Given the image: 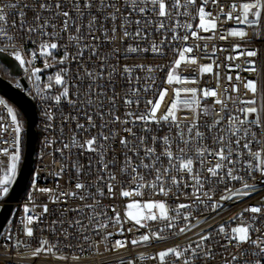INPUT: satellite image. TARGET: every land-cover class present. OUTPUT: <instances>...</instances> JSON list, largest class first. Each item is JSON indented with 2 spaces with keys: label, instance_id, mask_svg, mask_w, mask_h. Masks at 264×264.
<instances>
[{
  "label": "snow or ice",
  "instance_id": "snow-or-ice-1",
  "mask_svg": "<svg viewBox=\"0 0 264 264\" xmlns=\"http://www.w3.org/2000/svg\"><path fill=\"white\" fill-rule=\"evenodd\" d=\"M213 5L218 3V0H211ZM209 0H200L198 7L197 0H0V37L9 41L15 42V35H9L13 29L16 32H23L24 36L21 39H28L33 44L37 45L39 55L45 57L44 68L47 69L52 65L47 58H52L51 50H63L64 55L58 61L59 64H67L71 61H76L78 64L76 70V79L80 84L76 86V100L69 99V87L65 80L68 75L69 68H61L56 75L48 76L47 87L52 88L54 85H63V90L59 95L53 98L57 104L63 101L72 104L75 108L80 105V110L83 111L87 121L85 124L77 121L76 128L80 133L73 132L72 137L68 142L63 143L61 149L62 158L67 160L64 155V150L71 155L74 149H80L77 154L85 155L93 154L88 161V166L80 164L78 160L73 161V167L76 169L77 182L74 188L77 191L61 192L56 195L53 202H61L62 198L79 199L82 203L76 208H65L62 210V215L67 212L77 214V218L69 221V227L74 228L75 238L89 244V247L97 244L99 241L92 239L87 233H94L100 237V241L105 242L110 239L113 233H105L104 230L109 223L119 225L117 235H123V223L131 221L134 226L139 228H147L149 221L162 223L163 226L158 231H149L141 234L138 238L131 241L116 240L113 248H106L108 251H118L125 248L130 243L133 247L141 244H148L153 239H167L162 233L166 230L177 228V221L183 220L186 223L179 227L178 231L172 232L173 235L185 234L191 231L194 227H198L205 221L197 220L195 224L190 223L193 218L192 209H198L200 205H205L215 212L217 209L223 208V201L242 199L251 195L257 189L256 184H249L243 175H239L240 168L237 167L242 150H248V154L253 160H260L261 152H252L251 145L253 142L264 145V140L258 139V133L264 136V70L258 66L256 59L258 51L256 49H248L241 51L239 55L248 57L245 61L246 67L244 71L250 73L254 78L246 79L244 82L245 95L251 94L250 98L240 99L238 97L228 96L225 99L216 98L212 106L203 105L202 102L209 97H218L217 89H198V88H173L174 97L167 110L157 115L162 102L167 95L168 90L162 89L156 93L158 99L144 101L146 111L138 114V119L144 126L142 132L145 135H137L131 127H125L123 132L128 133V136H119V133L110 128L109 125L115 123L135 124L137 113L128 111L125 113L128 119H121L116 115V99L119 95L116 92L115 77L118 73L115 65H110L109 60L115 55L119 49H113L110 54L100 52V36L99 32L104 37L105 41L111 43L116 39V21L120 20V28L122 30V39L150 38L147 29L153 27L154 30L160 32L162 39L160 45L170 43L167 40L168 33H172L171 40H179L187 42L190 36L194 39H211L212 37H202L199 31H215L217 28V20L220 15L226 16L230 21H235L238 25H244L253 30V35L264 37V0H233L229 5V11L224 12L223 7L220 8V13L214 15L210 10L206 11ZM190 8H194L196 16H192L189 12ZM32 12L31 18L28 17V12ZM239 12V14H237ZM134 14H139L140 18L133 19ZM15 17L11 22L9 18ZM180 17H186V21H181ZM198 18L199 23L196 25L197 30H193V25L190 22L192 19ZM110 20L112 23L111 29L105 27L104 21ZM135 24L136 30H129L130 26ZM257 26L262 31H257ZM184 29L185 34L177 35L176 29ZM111 31L112 36H108ZM65 34L67 37L66 43H61ZM248 35L244 29H229L221 39H226L229 36L246 38ZM88 41H95L91 43ZM152 43L151 51L154 53L163 54L162 47ZM75 48V52H70V48ZM199 47V46H197ZM239 45L234 46V51L239 49ZM206 48V46H205ZM4 51V49H0ZM126 52L149 51L148 48H141L139 44L135 47L129 45ZM174 51L178 56L169 67L166 74L165 82L168 85L197 83L198 78L184 77L179 73L182 63L196 64L197 60L194 57H189L186 54L193 52L192 46L175 47ZM87 56L85 57V54ZM36 51H32L31 59L27 63H31L36 58ZM207 54V53H206ZM215 54V48L212 55ZM15 59L21 64L26 63L21 56L20 51L13 53ZM93 58L99 60L97 65ZM237 57H228L227 59H235ZM91 65V67H89ZM162 70L163 66H156ZM216 67H219L217 65ZM136 68L153 73L156 68L152 66L135 65L123 68V73L127 74L125 79L131 85L135 80L140 83L141 77H133L131 74ZM98 69V70H97ZM82 70V71H81ZM107 70V71H106ZM42 70L34 68L32 75L39 81L41 77L36 75ZM199 74L212 73V64L199 66ZM217 75H219L217 73ZM54 79V84H53ZM228 81L232 80L231 76H227ZM240 79L239 75L236 77ZM149 80L154 84L155 77L149 76ZM85 81L87 84L85 86ZM104 81L103 83H101ZM39 92V88H37ZM143 91H149V85L145 83ZM239 89L235 85L225 88V92H238ZM111 92V95H109ZM141 88L129 87L125 91L123 102L127 106L141 103ZM228 101H231L235 108H229ZM105 102L110 107L105 112ZM0 105H4L8 114L11 116L12 123L15 125L16 143H19V133L21 126L18 122L17 115L13 109L7 105L5 100L0 99ZM215 105H220V115L217 118ZM88 109H92L91 112ZM186 109L191 112V119L187 123L180 121L177 117V112ZM45 115L52 118L49 111ZM95 117H99L101 123L97 125ZM211 117L209 122L205 119L201 122V117ZM108 117L109 119H105ZM0 119H3L0 117ZM72 119H76L72 117ZM152 124L160 127L166 124L169 129V134L159 137L152 135L154 131ZM0 127H3L0 125ZM51 127V125H49ZM96 129V133L91 134V130ZM87 133L88 138H79L81 134ZM174 133V134H173ZM119 136L120 153L122 160L118 159L116 149L112 145L116 142ZM210 141V143H209ZM5 154H7L6 150ZM264 151V148H262ZM113 155L109 159L108 153ZM19 151L10 156L8 171L4 175V179L0 180V197L8 194L10 176H14L16 172L17 162L19 161ZM3 162L0 161V164ZM100 165L99 168L96 166ZM243 167V165H241ZM66 165L62 164L60 172L65 171ZM118 169L120 176L118 177L112 169ZM93 169L97 172L95 181L84 182L80 180L83 173L85 176H91ZM254 171H259L264 178V161L257 167L249 165L247 176L255 180ZM232 181L241 183V187H230ZM264 183V179L261 180ZM225 185L219 201L213 200L215 188L219 185ZM119 186L120 196L130 198L133 196L143 197L144 189H148L153 195H161L165 198L172 193L178 200L181 195L188 199L189 203H177L174 206L164 200H130L125 205L124 220H121L120 212L115 206H111V211L114 216L108 215L109 206H105L101 202V198L105 197V188L107 189L108 198H113L116 193L115 189ZM207 186V190H205ZM191 189V192H185L184 189ZM175 189V192H173ZM42 192H51L50 189H38ZM88 201H92L89 203ZM67 203L66 199H63ZM264 206H250L244 209L233 219H239L241 223L226 230L225 225H220L214 230L216 234H222L226 243L220 247L227 250L228 247L236 248L241 251V246L249 244L254 248L252 253L247 249H243L241 254L245 257L254 258V264H264V233L256 235L260 230L253 225L256 222V216L249 217L252 222L247 223L244 218V213L260 214ZM24 211L29 212L26 206ZM48 211L47 205L44 206V212ZM87 221L85 224L84 221ZM23 223V222H22ZM33 223V217L28 216L27 222L24 225V232L28 237H32L33 229L28 227ZM54 224L57 222H53ZM59 223L63 224L61 220ZM139 228L136 230L139 231ZM133 229L129 228L131 232ZM55 232V229H53ZM61 235L65 240L73 233H69L68 229L61 228ZM9 239L11 237L9 236ZM207 242V243H206ZM211 242L219 244L215 240L213 232H204L198 234V240L194 241L195 247L189 244L187 248H180L179 245L160 251L154 257H148L144 253H139L135 258H124L123 256L117 259L116 264H137L138 261L147 259H156L160 264H175V261H168V257H174L176 261H182V264H195L197 259L212 258L215 253L212 250ZM18 242L15 247H18ZM47 246V247H46ZM58 250V244H50L47 240L40 241V247L36 248L32 255L38 256L42 251L54 253ZM186 253L188 255H186ZM222 255V253H221ZM66 259V257H59ZM75 259V257H74ZM239 257L235 254L230 259H225V264H233L238 261ZM244 264H253V260H245Z\"/></svg>",
  "mask_w": 264,
  "mask_h": 264
},
{
  "label": "built area",
  "instance_id": "built-area-1",
  "mask_svg": "<svg viewBox=\"0 0 264 264\" xmlns=\"http://www.w3.org/2000/svg\"><path fill=\"white\" fill-rule=\"evenodd\" d=\"M6 2H11V0H6ZM27 2H31V0H27ZM233 2V0H218L216 5L211 3L209 0L208 7L206 11L210 10L214 15L220 13L221 6L225 13H227L229 9V5ZM239 2V0H237ZM200 4V0H197L198 7ZM189 12L192 16H196L194 8H190ZM239 14V12H237ZM33 15L32 12H28V17L31 18ZM140 18L139 14H134L133 19ZM15 17L9 18L10 22ZM181 21H186V17L178 18ZM193 25V30L196 29V25L199 23L198 18L192 19L190 21ZM105 27L111 29L113 26L110 20L104 21ZM117 31L115 33L116 39L114 42L105 41L104 37L101 33L97 32L96 35L100 36V52L104 54H110L113 52V49H119L118 52L115 53L109 60L110 65H115L117 67L118 73L115 77L116 80V92L119 94L116 99V115L120 116L121 119H128L125 113L128 111L137 113V119L135 124H121L115 123L109 125L110 128L115 129L119 136H129L128 133L122 131L125 127H131L133 131L139 135H145L142 132V128L144 127L140 120L138 119V114L146 111V106L144 101L153 100L155 102L159 97L156 93L162 89H167V95L162 102L161 108L157 115L163 114L170 103L173 100L174 93L173 88H198V89H217L218 97H209L202 102L203 105L212 106L213 101L216 98L225 99L228 96L238 97L240 99L250 98L251 94L245 95L246 90L244 89V82L246 79H253L254 77L244 71V68L247 66L245 61L249 59L244 55H239L241 51H245L248 49H256L258 51V56L254 59L257 60L258 66L264 70V37H257L253 35V30L244 25H238L234 20L230 21L224 15H220L217 20V28L215 31H199V35L202 37H212L211 39H194L190 36L187 42H182L179 40L172 41L171 35L172 33H168L167 40L170 43H165L160 45V41L164 39L160 32L154 30L153 27L147 29L150 34V38L145 40L143 38H128L122 39L123 33L120 28V20L116 21ZM229 29H244L247 31L248 35L246 38L241 39L239 37H231L229 36L226 39H221L222 35H225ZM130 31L135 32L136 25L133 24L129 28ZM257 31H262L257 26ZM177 35L185 34L184 29L177 28ZM9 35H15V42L10 43L9 41L0 37V49H4V51H0L7 56L15 59L13 53L15 51H20L21 56L25 59L26 63L21 65L16 59L15 61L18 63L21 73L18 75H13L11 69L6 65L0 62V76L9 81L15 88L23 91L29 98L33 100L36 105L37 110V144H36V152H35V163L33 167V171L30 175L27 187L25 192L13 203L12 211L4 224L1 232H0V264H116L117 259L121 256L124 258H135L139 253H144L148 257H154L157 253L162 250L175 247L177 245L180 248H187L189 244H192L195 247L194 241L198 240V234H201V230L204 232H213L215 240H218L220 243L211 242V247L215 255L209 259H197L195 264H225V259H230L233 254L239 257L238 261H234L233 264H244V261L253 260L252 257H245L241 254L243 249H247L249 253L254 251V248L249 244H244L241 246V251H238L236 248L228 247L227 250L220 247L221 244L226 243L222 234H216L214 232L220 225H225L226 230L230 229L233 226H237L241 223L239 219L234 220L239 213H241L244 209L250 206H264V183H261V180L264 179L261 177L259 171H254L253 175L256 177L255 180L251 179L247 176V172L249 169V165L259 166L262 161H264V145L257 144L253 142L251 145L252 152H261L260 160H253L252 157L248 154V150H242L239 163L237 167L240 168L239 175L245 176L247 182L249 184H256L257 189L251 195L244 197L242 199L223 201V208L217 209V211L213 212L210 208L205 205H200L198 209H192L193 218L190 219V223L195 224L197 220L205 221L201 223L198 227H194L191 231H188L185 234L173 235L172 232L178 231L179 227L184 226L186 223L183 220L177 221V228L172 230H166L162 235L167 237V239H153L148 244H141L136 247H133L130 243L127 247L121 248L118 251H108L106 248H113L116 240H127L131 241L134 238H138L141 234L147 233L151 231H158L160 227L163 226L162 223H158L155 221H149L147 228H139L138 225L134 226V222L128 221L123 223V235H117L119 231V225H114L109 223L108 227L104 230L105 233H113L110 239L105 242L100 241V237L96 236L94 233H87L92 237V239L99 241L97 244L89 247L88 243L80 241L75 238V230L74 228L69 227V221L77 218V214L73 212H67L62 215V210L65 208H76L78 205H81V201L75 198H62L67 200V203L64 202H53V199L56 195L61 192H71L77 191L74 188V184L77 182L76 178V169L73 167V161L78 160V162L85 167L88 166V161L93 154L87 153L85 155L78 156L77 154L80 152V149H74L72 154L69 155L67 150H64V155L67 156V160L62 158V154L58 149H61L63 143L68 142L73 135V132L80 133V130L76 128V123L85 124L87 127V121L84 116L83 111L80 110V105L74 108L72 104L63 101L60 104H57L54 100L55 95H59L63 90V85H54V87L49 88L48 85V76H54L56 73L64 67L69 68L68 75L65 77V80L69 87V99L76 100L77 97L75 92L77 91L76 86L80 84V81L76 79V70L78 64L76 61H71L67 64H59L58 61L63 57L64 51L61 50H49L53 53L52 58H47L49 63L52 65L51 67L45 69L44 62L45 57L39 55V50L36 44H33L28 39H21L24 36L23 32H16L15 29L9 33ZM64 39L61 40V43L67 42V37L65 34ZM108 36L111 37V31L108 32ZM91 43H95V41H88ZM152 43H156L160 45L163 49V54L152 52L151 45ZM137 44L143 49L148 48L149 51H138V52H126L125 49L131 45L135 47ZM239 45V49L234 51V46ZM182 46H192L193 52L186 54L189 57H194L197 60L196 64L182 63L181 68L178 70L179 73L184 77L190 78H198V82L193 83H184V84H174L168 85L166 80V74L169 70V67L172 65L173 61L178 58L176 52L174 51L175 47ZM199 46V47H197ZM206 46V48H205ZM215 48V54L212 55L213 49ZM36 51V58L32 60L31 63H27L28 60L31 59L32 51ZM70 52H75L76 49L70 48ZM207 53V54H206ZM87 53L85 54V57ZM239 57L235 59H227L228 57ZM94 62L98 65L100 63L99 60L93 58ZM212 64L213 72L199 74V66ZM135 66V65H144V66H152L156 68V70L149 74L147 71L142 70L140 68H136L135 71L131 74L133 77H141L140 83L137 84L135 80L132 81L130 85L125 76L127 74L123 73L124 66ZM219 65V67H216ZM156 66H163L162 70L157 68ZM91 67V65H89ZM34 68H40L42 71L37 73L41 79L39 81L36 80L35 76L32 75ZM98 70V69H97ZM82 71V70H81ZM107 71V70H106ZM217 73L219 75H217ZM155 77V83L153 84L149 80V76ZM239 75L240 79L237 80L236 77ZM227 76H231L232 80L228 81L226 79ZM102 81L101 83H103ZM147 83L149 85V91L144 92L143 87ZM54 84V79H53ZM87 81H85V86ZM231 85H235L239 91L238 92H225V88ZM138 87L141 88V103L139 106L136 104L131 105L130 107L125 105L123 102V97L125 95L126 89L129 87ZM39 88V92L37 91ZM111 95V92H109ZM0 99L5 100L7 105L12 108L11 103L4 98L0 94ZM229 108H235L236 105H233L231 101H228ZM110 105L105 102L104 111L107 112ZM215 114L217 118H219L220 113V105H215ZM49 111L51 113L52 118L49 119L48 116L45 115V112ZM89 112L92 109H88ZM191 112L186 109L180 110L177 112V117L180 121L187 123L188 120L191 119ZM0 161L3 163L0 164V180L4 179V175L8 171V165L10 163V156L15 154L16 151H19L20 159L17 162L16 172L14 176H10V183L7 185L9 188L8 194L11 190L13 182L17 176L22 155L21 148L23 142V134L22 130L19 133V143H16V133H15V125L12 123L11 116L8 114L7 109L4 105H0ZM75 117L76 119H72ZM185 117L188 120H185ZM94 119L99 125L101 120L99 117H95ZM105 119H109L105 117ZM207 119L209 122L211 121V117H201V122ZM51 125V127H49ZM153 128L152 135H157L159 137H163L166 134H169V129L166 124H162L160 127L152 124ZM258 133V139L264 140V136L259 134V130H256ZM96 129L91 130V134H95ZM174 134V133H173ZM119 136L116 138V142L112 145L116 149V155L118 159L122 160V156L120 153V145H119ZM81 139L88 138L87 133L81 134L79 137ZM210 143V141H209ZM7 154H5V151ZM112 153H108V158L112 157ZM65 164L66 168L63 173L60 172L61 165ZM243 165V167H241ZM97 168L100 165L96 166ZM119 177L120 172L118 169H112ZM97 172L93 169L91 176H85L83 173L80 176V180L84 182L95 181ZM230 187L239 188L241 187V183L238 181H232L229 185ZM3 187V185H0ZM225 185L221 184L215 188L213 195V200L208 203H212L214 201H219L221 195H224ZM38 189H50L51 192H42ZM207 190V186L205 188ZM185 192H191V189H184ZM145 195L143 197L133 196L130 198H124L120 196V188L117 186L115 189L116 195L113 198H108L107 189L105 188V197L101 198V202L105 206H109L108 215L114 216L115 213L111 211V206H115L116 210L120 212L121 220H124L125 214V205L130 200H164L167 199L170 204L173 206L177 203H189L190 201L185 198V196L181 195L177 200L175 196L170 193L167 198L161 195H153L148 189H144ZM175 192V189H173ZM7 194V195H8ZM6 196L0 197V210L2 206L5 204ZM91 203L92 201H88ZM47 205L48 211L44 212V206ZM29 208V212H25V207ZM33 217V223L27 225L33 229L32 237H28L24 232V225L27 222V217ZM256 216V222L253 225L254 227L260 230L259 233H254L252 238L255 239L256 235L264 233V209L260 214H252V213H244L245 221L249 224L252 222L248 219L249 217ZM63 220L64 223L61 224L59 221ZM57 223H53V222ZM23 222V223H22ZM87 224V221H84ZM61 228L68 229L69 233H73V235L69 236L68 240H65L64 236L60 234ZM129 228L133 230L131 232L128 231ZM139 228V231L136 229ZM55 229V232H53ZM9 236L11 239H9ZM47 240L50 244H58V250L54 253H48L42 251L38 256H33V251L40 247V241ZM18 242H26L20 243L18 247H15ZM207 243V242H206ZM47 247V246H46ZM222 253V255H221ZM186 255H188L186 253ZM59 257H66V259H60ZM75 257V259H74ZM168 261H175V264H182V261H176L174 257H168ZM137 264H160V262L156 259H147L144 261H138Z\"/></svg>",
  "mask_w": 264,
  "mask_h": 264
},
{
  "label": "water",
  "instance_id": "water-1",
  "mask_svg": "<svg viewBox=\"0 0 264 264\" xmlns=\"http://www.w3.org/2000/svg\"><path fill=\"white\" fill-rule=\"evenodd\" d=\"M0 62L11 69L13 75L21 73V69L15 59L0 52ZM0 94L11 104L17 107L24 115L26 126L22 131L24 136V153L17 176L11 190L6 197L5 204L0 210V232L6 223L13 203L25 192L30 175L35 163V152L37 144V110L36 105L23 91L15 88L9 81L0 76Z\"/></svg>",
  "mask_w": 264,
  "mask_h": 264
},
{
  "label": "trees",
  "instance_id": "trees-1",
  "mask_svg": "<svg viewBox=\"0 0 264 264\" xmlns=\"http://www.w3.org/2000/svg\"><path fill=\"white\" fill-rule=\"evenodd\" d=\"M11 105H12V109H13L14 113L17 115V119H18V122L21 126V130L23 131L25 126H26L25 117H24L23 113L17 107H15L13 104H11ZM24 148H25V145H24V136H23V142H22V148H21V155L22 156L24 153Z\"/></svg>",
  "mask_w": 264,
  "mask_h": 264
}]
</instances>
